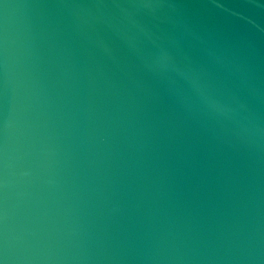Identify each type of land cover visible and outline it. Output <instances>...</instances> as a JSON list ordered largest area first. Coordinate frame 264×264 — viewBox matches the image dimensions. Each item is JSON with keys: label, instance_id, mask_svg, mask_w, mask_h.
<instances>
[{"label": "water", "instance_id": "water-1", "mask_svg": "<svg viewBox=\"0 0 264 264\" xmlns=\"http://www.w3.org/2000/svg\"><path fill=\"white\" fill-rule=\"evenodd\" d=\"M0 261L264 264V0H0Z\"/></svg>", "mask_w": 264, "mask_h": 264}, {"label": "clouds", "instance_id": "clouds-1", "mask_svg": "<svg viewBox=\"0 0 264 264\" xmlns=\"http://www.w3.org/2000/svg\"><path fill=\"white\" fill-rule=\"evenodd\" d=\"M33 234L28 232L27 230H24L21 232L20 236L18 237V239L16 240V242H13L10 237H9V233L7 230V226L5 223V232H4V237H3V243L5 245V247L9 246L10 244L13 246H19L21 248V250H28L29 245L31 243L30 237ZM0 264H3L2 261H0Z\"/></svg>", "mask_w": 264, "mask_h": 264}]
</instances>
